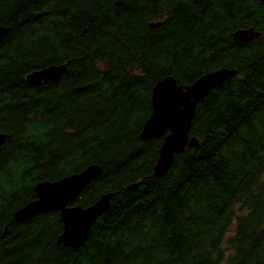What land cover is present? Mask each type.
Segmentation results:
<instances>
[{
  "label": "trees",
  "instance_id": "1",
  "mask_svg": "<svg viewBox=\"0 0 264 264\" xmlns=\"http://www.w3.org/2000/svg\"><path fill=\"white\" fill-rule=\"evenodd\" d=\"M0 26V264H264L260 0H0ZM250 27L261 35L235 38ZM221 68L237 74L196 105L198 148L156 176L163 137L139 136L152 88ZM92 164L100 175L69 206L113 196L81 246L57 244L58 212L13 220L36 184Z\"/></svg>",
  "mask_w": 264,
  "mask_h": 264
},
{
  "label": "water",
  "instance_id": "2",
  "mask_svg": "<svg viewBox=\"0 0 264 264\" xmlns=\"http://www.w3.org/2000/svg\"><path fill=\"white\" fill-rule=\"evenodd\" d=\"M260 1L264 6V0ZM159 25V23H151L149 28ZM8 32L7 27L0 26V40ZM260 35L261 33L252 27L234 32L235 38L244 42L254 40ZM66 69L67 63L51 65L28 74L26 82L31 86H39L47 81L54 82L65 73ZM236 74L237 71L234 69L221 68L202 75L189 86L178 85L173 77H166L152 88L151 113L142 125L139 136L144 141L163 137L153 170L156 176L164 177L175 156L182 153L185 148H198L199 141L189 135L196 105L213 89ZM6 139V134H0V153ZM100 173V167L92 164L78 174L53 182L45 181L36 184L35 199L16 210L12 215L13 220L22 223L42 213L58 212L62 233L57 238V244L78 248L86 240L92 225L108 209L113 194L101 195L87 208L79 205L69 206V203L74 202L82 190Z\"/></svg>",
  "mask_w": 264,
  "mask_h": 264
}]
</instances>
